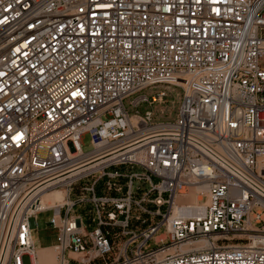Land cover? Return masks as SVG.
<instances>
[{
  "label": "built area",
  "instance_id": "obj_1",
  "mask_svg": "<svg viewBox=\"0 0 264 264\" xmlns=\"http://www.w3.org/2000/svg\"><path fill=\"white\" fill-rule=\"evenodd\" d=\"M24 257L264 264V0H0V264Z\"/></svg>",
  "mask_w": 264,
  "mask_h": 264
},
{
  "label": "rangeland",
  "instance_id": "obj_2",
  "mask_svg": "<svg viewBox=\"0 0 264 264\" xmlns=\"http://www.w3.org/2000/svg\"><path fill=\"white\" fill-rule=\"evenodd\" d=\"M160 91H165L167 94L166 103L163 105H156L154 106L153 112H154V119L155 121H174L177 117V112L179 108L178 104V89H175L174 87L169 86H157L153 89L147 90L142 92L141 94H152V93H158ZM125 101V105L127 109L130 111L129 102L131 99ZM140 113L143 115L147 111H151L152 109L149 107L148 104L142 105L140 108ZM82 149L84 152H90L93 149V142L90 137V135H86L83 137L82 141ZM90 184L91 181H88ZM188 198H191V193L188 192L187 194ZM186 198V199H188ZM184 198L182 200H179L180 203H183ZM187 204H191V202H188ZM51 218V212L42 213L37 217V227L33 228V235L34 239L36 241L37 247L39 250H45L49 247L55 245L57 243V230L53 229L51 225L49 224V220ZM159 220H157L158 222ZM165 234V228H161L157 234V237ZM157 237L153 238L151 242H149L147 249H155L157 248L156 239ZM51 253V252H50ZM48 255V252H47ZM24 264H31L29 257H24L23 259ZM48 263V262H46Z\"/></svg>",
  "mask_w": 264,
  "mask_h": 264
},
{
  "label": "bare ground",
  "instance_id": "obj_3",
  "mask_svg": "<svg viewBox=\"0 0 264 264\" xmlns=\"http://www.w3.org/2000/svg\"><path fill=\"white\" fill-rule=\"evenodd\" d=\"M63 197H64V192H62V191H56V192L50 193V194L45 196L44 204H45L46 207H51L56 202H61L63 200ZM201 200H202L201 197L191 196V201H192L193 207H200L201 206V204H200ZM177 212H178V209L175 211V213H177ZM49 251L50 250H47V249L40 250L39 251V255L42 256V257L46 256L47 252H49Z\"/></svg>",
  "mask_w": 264,
  "mask_h": 264
}]
</instances>
